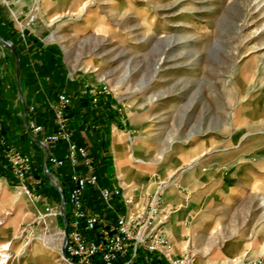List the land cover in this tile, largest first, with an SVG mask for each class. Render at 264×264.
<instances>
[{"label": "rangeland", "instance_id": "1", "mask_svg": "<svg viewBox=\"0 0 264 264\" xmlns=\"http://www.w3.org/2000/svg\"><path fill=\"white\" fill-rule=\"evenodd\" d=\"M17 2L19 13L11 0H0L16 27L57 48L68 75L88 80L85 92L94 103L115 101L124 139L119 175L128 190H137L127 195L134 214L127 208L120 215L141 217L155 208L147 231L160 229L174 252L193 255L195 264H264V0ZM60 95L72 101L59 93L48 102L52 111ZM86 149L97 172L98 159ZM14 150L31 156L25 183L13 170ZM30 153L16 146L4 151L9 169L0 177V264H83L67 249L70 234L78 227L87 241H102V226L89 236L74 224L72 175H86V159L76 152L73 161L68 143L74 170L67 194L48 163L51 154L44 183ZM106 158L115 169L116 155ZM58 159L63 163L52 165L65 163ZM160 163L165 167L153 173ZM81 164L85 173L75 170ZM255 176L263 185L248 188ZM82 204L86 208L84 195ZM96 258L105 264L101 252L92 264Z\"/></svg>", "mask_w": 264, "mask_h": 264}, {"label": "crops", "instance_id": "2", "mask_svg": "<svg viewBox=\"0 0 264 264\" xmlns=\"http://www.w3.org/2000/svg\"><path fill=\"white\" fill-rule=\"evenodd\" d=\"M17 1L11 0V4H15L17 7L15 9L19 13L22 5ZM11 11L16 16V11ZM13 20L8 11L0 5V37L12 42L19 53L22 89L21 93L16 57L0 39V177L3 178L2 175L9 169L6 167L4 155L6 148L16 146L31 152L33 172L36 177L42 178L44 183L47 182V176L43 179L44 170L48 154H51L65 160V163L59 167L52 165L50 161L48 163L69 194L72 188L70 176L74 169L68 160V142L59 140L50 143L48 152L47 146L38 141L44 139L45 135L54 133L57 128L54 112L49 109L48 102L56 101L59 93H66L72 97L68 126L72 131V140L86 146L99 163L98 186H90L86 189L85 207L103 213L110 222H116L120 214L126 213L127 208L128 214L133 215L134 209L126 205L125 198L129 192L133 193L137 190H128V185H124L119 175L117 163L114 169V165L106 158L107 154L110 156L113 154L115 160L114 132L121 131L118 128L120 123L115 110V101L100 97L99 102L94 103L92 96L85 92L88 83L85 76L68 75L69 66L62 53L57 48L42 43L30 33H22ZM31 105H35L34 111L29 110ZM31 122L42 125L44 132L39 133L38 136L33 135L28 128ZM75 170L79 173L86 172L83 164L77 166ZM101 187L119 188L120 193L112 198V208L108 207L101 196ZM139 194V192L135 193V196ZM174 196L181 195H176L175 191ZM68 212L71 217L70 204H68ZM79 229L89 236L95 233V230L86 231L84 222L79 223ZM95 264L103 263L96 258ZM115 264L170 263L157 252L131 248L130 252L126 256L119 257Z\"/></svg>", "mask_w": 264, "mask_h": 264}, {"label": "built area", "instance_id": "3", "mask_svg": "<svg viewBox=\"0 0 264 264\" xmlns=\"http://www.w3.org/2000/svg\"><path fill=\"white\" fill-rule=\"evenodd\" d=\"M71 99L69 96L60 95L59 102L51 104L56 116L57 130L54 133L44 136L43 141H57L64 139L70 144L71 158L76 160V152H81L85 157V164L88 166V172L86 175L73 174L74 186L71 191V202L74 206L73 214L77 217L75 225H79L80 220H84L86 228L88 230H94L97 225L102 226L101 238L102 241L90 240L86 238L78 230V227L73 231L69 239L67 240V249L71 255H77L80 262L83 264H92L93 257L98 252L102 253L105 264H115L116 260L120 256L127 255L131 248H143L147 251L157 252L161 256L165 257L170 264H195L193 255L185 253L183 255H177L174 252L173 246L169 243L167 236L157 229L156 231H147L148 227L152 223L155 214V208L148 209L146 216L141 217H129L126 215H119L117 224H108L105 217L100 212H95L83 207L82 197L84 191L89 184H97L98 175L96 172V166H94L93 157H90L87 153L85 146L77 145L71 142V132L67 128L68 117L66 110L70 104ZM31 110L34 107L30 108ZM31 133L37 135L43 133L44 128L42 125H38L34 122L30 124ZM51 163L54 165L62 164V160L58 159L55 155L49 157ZM13 170L22 182H26L30 178L31 173V156L20 151L14 150L10 157ZM102 196L109 207H113L112 198L114 194L118 193V190H111L103 188ZM126 203L129 200L126 198Z\"/></svg>", "mask_w": 264, "mask_h": 264}, {"label": "bare ground", "instance_id": "4", "mask_svg": "<svg viewBox=\"0 0 264 264\" xmlns=\"http://www.w3.org/2000/svg\"><path fill=\"white\" fill-rule=\"evenodd\" d=\"M92 24V22H88L87 24H85V26L87 25V27H90ZM85 31V30H84ZM114 144H115V155H116V160H117V165H118V169L121 172L123 170V165L124 162L122 161V157H121V150L122 147L124 146V139L123 137L117 132V130H115L114 132ZM180 152V146L177 149ZM165 167V163H160L158 165L155 166V168H153L152 172H157L161 169H163ZM144 169V168H143ZM126 174V173H125ZM126 178V176L124 177ZM248 188H253L255 189L256 187H258L259 185L262 186L263 185V180L261 178V176H255L251 179L250 182H248ZM247 186V185H246ZM245 186V187H246ZM247 188V187H246ZM247 188V189H248ZM243 192V191H242ZM230 198V197H229ZM128 199V198H127ZM126 200V199H125ZM129 200V199H128ZM130 201V200H129ZM70 263V262H69ZM70 264H74V263H70Z\"/></svg>", "mask_w": 264, "mask_h": 264}, {"label": "water", "instance_id": "5", "mask_svg": "<svg viewBox=\"0 0 264 264\" xmlns=\"http://www.w3.org/2000/svg\"><path fill=\"white\" fill-rule=\"evenodd\" d=\"M0 39L3 41V43L5 45H7V46L10 47V49L13 51V53H14V55L16 57L17 78H18V83H19V89H20V92L22 93V89H21V86H20L21 67H20V57H19V53H18L16 47L12 43L8 42L7 40L3 39L2 37H0ZM28 128L30 130V127L29 126H28ZM38 141L40 143H42L40 140H38ZM47 151L49 152L48 147H47ZM65 208H66V199H65V195L63 194V203H62V214L63 215H64V212H65ZM66 233H67V230H66ZM65 242H66V234H65V238H64L63 247H62V253H63L64 256H66V253H65Z\"/></svg>", "mask_w": 264, "mask_h": 264}, {"label": "trees", "instance_id": "6", "mask_svg": "<svg viewBox=\"0 0 264 264\" xmlns=\"http://www.w3.org/2000/svg\"><path fill=\"white\" fill-rule=\"evenodd\" d=\"M64 192L66 193V190L64 189ZM66 196H67V194H66Z\"/></svg>", "mask_w": 264, "mask_h": 264}]
</instances>
